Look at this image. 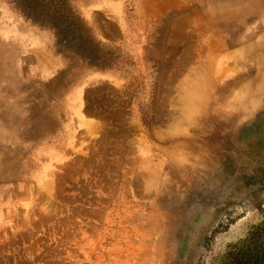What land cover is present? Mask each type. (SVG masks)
Listing matches in <instances>:
<instances>
[{
  "label": "rangeland",
  "instance_id": "1",
  "mask_svg": "<svg viewBox=\"0 0 264 264\" xmlns=\"http://www.w3.org/2000/svg\"><path fill=\"white\" fill-rule=\"evenodd\" d=\"M0 264H264V0H0Z\"/></svg>",
  "mask_w": 264,
  "mask_h": 264
}]
</instances>
